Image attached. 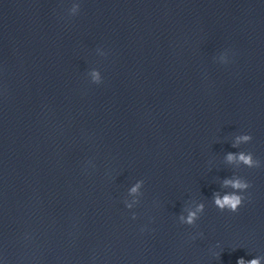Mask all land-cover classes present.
<instances>
[{"label": "water", "instance_id": "1", "mask_svg": "<svg viewBox=\"0 0 264 264\" xmlns=\"http://www.w3.org/2000/svg\"><path fill=\"white\" fill-rule=\"evenodd\" d=\"M239 151L260 166L225 161ZM233 175L251 185L234 213L212 199ZM256 256L264 0H0V264Z\"/></svg>", "mask_w": 264, "mask_h": 264}, {"label": "clouds", "instance_id": "2", "mask_svg": "<svg viewBox=\"0 0 264 264\" xmlns=\"http://www.w3.org/2000/svg\"><path fill=\"white\" fill-rule=\"evenodd\" d=\"M80 5L77 4L76 8L79 9ZM92 82L100 83L102 78L100 73L96 69L91 70ZM252 140V135L250 133H243L235 136V140L232 144L233 147H238L243 143L250 142ZM225 161L229 164H237L240 166L241 164L252 168L259 167L260 160L254 158V155L251 151H239V152H228L225 155ZM144 184L143 180H137L135 184L130 188L131 194H136L139 192V196L142 194L139 190L142 188ZM222 187L230 188L231 191L224 192L223 194L220 191H216L213 193V203L221 211H229V212H238L240 206L243 204L245 200L244 191L248 189L251 185L248 180L245 178L233 175L231 177L224 178L222 180ZM138 203V198L133 201H125L126 207L131 209L135 204ZM205 204L203 202L195 203L194 207L185 208L184 212L179 215V221L182 224L187 225H195L196 221L199 219L200 214L204 211ZM186 213V214H185ZM135 213H133V218H135ZM202 235V233H201ZM264 262V257L256 256L251 260H245L243 257L237 260V264H262Z\"/></svg>", "mask_w": 264, "mask_h": 264}]
</instances>
